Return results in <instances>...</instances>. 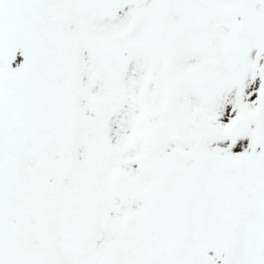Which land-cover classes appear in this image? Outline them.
<instances>
[{"label": "snow or ice", "instance_id": "1", "mask_svg": "<svg viewBox=\"0 0 264 264\" xmlns=\"http://www.w3.org/2000/svg\"><path fill=\"white\" fill-rule=\"evenodd\" d=\"M0 264H264V0H0Z\"/></svg>", "mask_w": 264, "mask_h": 264}]
</instances>
